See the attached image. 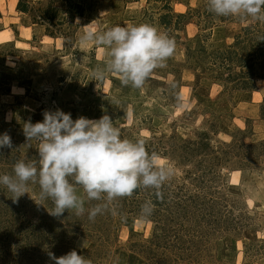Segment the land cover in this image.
Masks as SVG:
<instances>
[{"label": "rangeland", "instance_id": "obj_1", "mask_svg": "<svg viewBox=\"0 0 264 264\" xmlns=\"http://www.w3.org/2000/svg\"><path fill=\"white\" fill-rule=\"evenodd\" d=\"M204 2L206 0H0V134L7 131L20 156L34 159L36 142L26 144L23 121L29 118L33 123L42 121L44 110L56 108L70 113L73 120L78 116L98 119L107 114L119 128L121 138L153 145V153L158 157L156 166L170 172L164 185L174 187V184L186 183L184 197L205 194L207 210L213 206L215 211H221V218L211 223L195 222V235L205 241L198 238L195 246L189 248L188 261L173 264H264V154L257 163L247 158L239 163L230 157V162H222L215 168L216 180H210L208 177L200 179L199 157H185L174 147L203 134L217 147L222 143L253 144L264 140L261 110L264 80L257 81L254 90L233 88L226 77H230L229 71L220 67L218 72L200 73L192 60L186 63L185 56V48L192 52V59L201 49L210 52L224 48L248 24L255 25L264 34V22L216 17L211 24L208 18L190 15L191 19L183 23L181 31L170 32L175 41L173 55L164 67L155 69L140 88L124 86L119 77L111 73L103 81L95 80L90 72L102 65L104 53L93 43L80 42L84 31L80 27L94 20L95 30L147 23L164 32L160 17L166 12V4L176 14L199 8ZM190 174L191 179L185 178ZM38 192V187L30 184L28 193L15 203L11 200L12 194L0 195V220L8 221L4 230L0 228V245L4 246L1 251H11L12 258L23 251L17 249V245L22 247L29 242L18 236L19 228L24 225V229H29L34 225L42 233L50 222L44 221L42 216L48 215L51 222L58 225L51 234H46L44 245H40L42 242L37 236H30V241H37L34 249H43L39 254L35 251L34 257L45 256L47 242H51L52 237L56 240L57 252L64 255L76 250L93 264H155L148 261L143 246L159 232L158 228L194 226V219L200 218L199 213L183 217L178 209L179 219L171 213L174 221L163 220L158 224L152 217L141 219L140 211L119 207L116 201L108 211L96 216L98 220L90 221L87 213L77 216L67 211L55 218L47 213L51 203L40 202ZM7 205L15 208L13 216ZM85 206L93 205L86 202ZM113 207L118 214H113ZM195 210L190 208L187 212ZM103 218L107 219L104 232L93 227ZM59 253L55 255L59 257ZM27 257L23 263L31 264Z\"/></svg>", "mask_w": 264, "mask_h": 264}, {"label": "clouds", "instance_id": "obj_2", "mask_svg": "<svg viewBox=\"0 0 264 264\" xmlns=\"http://www.w3.org/2000/svg\"><path fill=\"white\" fill-rule=\"evenodd\" d=\"M207 10L216 17L264 22V0H207ZM94 22L80 27L84 30L80 42L93 43L104 53L102 65L90 72L97 81L111 73L124 86L140 88L174 53V39L151 24L113 25L101 31L93 29ZM260 40L264 41V34ZM42 116V121L33 123L29 118L22 122L26 144L36 142L37 156L19 159L11 173L0 174V186L12 194L14 203L34 184L39 189L38 200L51 201L50 216L60 218L66 211L77 216L87 213L94 221L114 201L131 197L138 189H152L154 196H162L160 189L170 172L156 166L157 155L149 153L143 141L121 138L109 115L73 120L70 113L56 108L44 110ZM4 148L13 149L7 131L0 134V149ZM92 201L98 203L86 208V202ZM154 207L151 199L146 200L140 218H149ZM112 212L118 214L114 207ZM47 256L51 264H93L76 250L59 257L47 251Z\"/></svg>", "mask_w": 264, "mask_h": 264}, {"label": "trees", "instance_id": "obj_3", "mask_svg": "<svg viewBox=\"0 0 264 264\" xmlns=\"http://www.w3.org/2000/svg\"><path fill=\"white\" fill-rule=\"evenodd\" d=\"M170 8L171 7L166 4V12L160 17L162 30L170 37L171 33L173 34L174 31L182 30L183 23L190 20V15L192 14L197 15V18L199 19L200 17L208 18V23L211 24H213L217 19L214 14L207 10V0L201 7L190 9L187 13L175 14L170 10ZM52 10L56 12V9ZM262 34L263 33L256 29L255 25L248 24L242 27L240 33L234 37L231 44L222 49L215 48L210 52H207L205 49H201L199 51V55L192 59V52L190 49L185 48L186 63L192 60L196 67L201 70L200 73H206L205 70L216 72L221 67L223 71L226 70L230 72V77L226 76L228 81H230V86L241 90H254L256 88V82L264 80V41L260 40ZM261 110L264 115V104L262 105ZM1 131L2 130L0 129V133ZM158 139L160 140L161 138ZM12 143L14 150L7 148L0 149V174L11 173L13 164L19 159H31L30 156H20L13 139ZM149 145L150 143L145 145V147L149 153H153L155 148L153 149V145ZM175 146L176 150L182 151V153L185 154V157H192L194 159L199 157L200 159L197 161V164L198 170L201 171L200 179L208 177L210 180H216L215 177L218 176V173L215 168L220 166L222 162H230L231 158H234L237 159L239 163H244L247 159L250 160V162L254 161V163H257L258 159L264 154V140L253 144H245L244 141L229 144L222 143V146L217 147L210 144L207 134L201 135L196 140H184L182 143L174 145V147ZM217 148L220 150H217ZM204 164L206 166H204ZM189 177L191 179L192 175L190 174L185 178ZM35 186L38 187L37 185ZM186 188V183L174 184V187L163 184L160 189V192L162 193L160 198L154 196L152 189L141 188L138 189L131 197H124L116 200L119 207L124 209L129 208L132 212H138L140 211L141 205L146 200L151 199L155 207L150 217H152L153 221L158 224L163 222V220H167L168 222L174 221L171 213L176 219H179V213L176 214V210L178 209L181 212V216H185L186 218H189V214H200V218L197 217L194 219V226H185L182 224L178 226V229H172L170 227L169 229H162L161 227L158 228L159 232L155 233V235H153L152 238L146 242V246H143V252H146V256L150 259L148 261L154 262L155 264H173L180 260H187L191 255L189 248L195 246L196 240L199 238L201 241H205L202 236L197 237L195 235L194 227H197L195 226V222L204 221L205 223H211L212 220H218L221 218L222 214L220 210L215 211L213 206L209 207L211 210H207L209 205L206 201L208 198L207 195L204 194L201 195V197H184L182 194L187 192ZM7 194L11 193H9L3 186H0V195ZM49 203H51V201H49ZM96 203L98 202L92 201V205ZM5 207L12 216L15 214L14 211L16 210L14 207H11L10 205ZM190 208L196 209L195 212L188 213L187 209ZM1 210L2 208H0V212ZM204 210L207 211L204 213ZM4 211H6V209H4ZM42 219L44 221L47 219L50 221L49 225L46 226V230H44L45 232L43 230L42 233L39 232L41 230L34 225L30 226L29 229H24L26 228L24 225L19 228L18 236L22 239L28 240L29 242H26L22 247L17 245V249L21 248L23 250L20 254H14L17 256H13V258L10 257L9 255L11 254V251H1L4 246L2 247L0 245V264H24V258L27 256L31 264L35 261L36 264H47V261L49 262L47 251H52L54 254L59 253L55 250L57 249L56 240L54 241L52 237H50L51 242H47L48 248L45 247L47 248V251L44 252L45 256L34 257L35 251L39 254V251H43V249L40 248L35 250L34 245L37 241H35L34 238L35 243L30 241V236H37V238L41 239L42 243L40 242V245H44L46 241L45 238H48L46 234H51V232H53V228L58 225L57 223L51 222L52 219H49L48 215H43ZM98 219L100 218H95L94 220ZM4 220L5 219L0 220V224H2V227L0 228H3V230L4 227L7 226L6 223H8V221L5 222ZM106 226L107 219L103 218L100 224L96 223L93 227L104 232L106 230ZM201 228L199 229L202 230ZM182 229H185L186 231L183 232ZM189 233L193 235H188ZM16 252H18V250H16ZM169 254L171 255L169 256ZM20 257L23 259H20Z\"/></svg>", "mask_w": 264, "mask_h": 264}]
</instances>
